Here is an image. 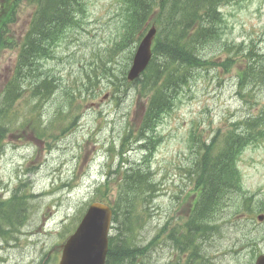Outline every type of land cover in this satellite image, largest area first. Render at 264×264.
I'll return each instance as SVG.
<instances>
[{
	"label": "rangeland",
	"instance_id": "374dc122",
	"mask_svg": "<svg viewBox=\"0 0 264 264\" xmlns=\"http://www.w3.org/2000/svg\"><path fill=\"white\" fill-rule=\"evenodd\" d=\"M176 2L167 0V6ZM83 4L77 26L33 68L10 123L1 122L8 130L0 138V201L15 193L24 198L15 224L0 223V231H9L0 233V264H58L59 246L88 204L103 198L116 203L120 179L125 186L127 175L141 180L148 169L156 184L149 217L131 223L138 244H149L139 262L254 264L264 254V222L257 219L264 215V0H221L208 32L189 34L201 62L189 67L177 94L168 93L174 106L152 128L146 118L154 95L148 72L137 83L126 82L139 42L134 36L122 43L133 4ZM34 10L28 1L21 4L11 29L15 39L28 30ZM168 10L167 27L178 12ZM151 23L159 27V15ZM17 63L18 49L0 54V102ZM46 77L55 79L56 88L47 98L33 97L32 89ZM141 133L155 140L145 144L148 155L134 146ZM233 133L243 138L238 147L225 144ZM203 145L211 147V168L220 159L227 172L222 194L207 209L200 205L196 173L188 172L204 156ZM230 148L233 153L225 151ZM120 218L128 238L131 221ZM193 218L210 226L193 228L201 235L190 239H198L190 255V246L185 254L174 241L191 235Z\"/></svg>",
	"mask_w": 264,
	"mask_h": 264
},
{
	"label": "trees",
	"instance_id": "16d2710c",
	"mask_svg": "<svg viewBox=\"0 0 264 264\" xmlns=\"http://www.w3.org/2000/svg\"><path fill=\"white\" fill-rule=\"evenodd\" d=\"M23 0H0V53L3 48H13L20 45L18 63L15 68L14 78L8 82L4 96L0 102V138L8 130L7 125L1 122L11 117L10 112L15 103L21 98L24 84L33 77V68L43 59L51 55L68 29L76 27L79 21L77 14L83 11V0H29L36 5L31 25L17 42L9 37L11 25L17 19L18 6ZM220 0H177L173 7L167 6V0H129L133 4L134 12L131 15L127 32H125L122 43H131L134 36L138 40L146 34L149 25H151L154 15H159L158 36L154 45V60L147 69L149 75V88L154 92L151 97L146 118L149 127L152 128L160 118V115L166 112L171 106H174L175 99H169L170 92L178 93V89L186 83V77L189 67L197 64L196 60L190 61L192 46L188 40L189 34L198 30L202 35L206 34L218 16V5ZM1 5L7 9H2ZM168 8L177 9L178 12L171 18L172 12ZM134 41V40H133ZM164 57V65H159L157 58ZM145 72V73H146ZM36 75V77H38ZM144 76V77H145ZM37 79V78H36ZM38 81V80H37ZM33 83V82H31ZM56 88L55 79L46 77L32 89V96L38 98H47ZM141 138L145 144L154 143L155 140L148 137V134L141 133ZM243 138L235 133L231 134L225 144H242ZM213 144H215L213 142ZM211 147H204V156L196 164L194 172L197 177L196 188L200 191V205L204 208H210L214 199L223 192V185L227 172L225 164L220 159L210 165ZM233 153L234 149L225 150ZM225 155L221 151L220 156ZM138 175L131 174L126 176V185L124 191H133L136 195L129 201L124 192H121L114 206V234L110 237L109 251L105 264H144L139 259L144 256L145 248L139 246L137 237L132 233L133 220L140 221L148 214V209L140 212H134L136 203L140 195L138 194L144 188H150L151 183L147 180V173L137 180ZM146 193V190H145ZM21 205L20 199L16 206ZM14 204L0 201V223L11 224V215L17 210ZM125 215L127 220L131 221V232L126 236L120 231L124 227V222L120 215ZM132 223V224H131ZM1 225V224H0Z\"/></svg>",
	"mask_w": 264,
	"mask_h": 264
},
{
	"label": "water",
	"instance_id": "95a60500",
	"mask_svg": "<svg viewBox=\"0 0 264 264\" xmlns=\"http://www.w3.org/2000/svg\"><path fill=\"white\" fill-rule=\"evenodd\" d=\"M155 33L152 28L141 42L128 76L130 81L137 79L151 60ZM111 222L112 215L106 206L97 203L90 206L76 232L62 246L60 264H105ZM256 264H264V256L259 257Z\"/></svg>",
	"mask_w": 264,
	"mask_h": 264
},
{
	"label": "bare ground",
	"instance_id": "6f19581e",
	"mask_svg": "<svg viewBox=\"0 0 264 264\" xmlns=\"http://www.w3.org/2000/svg\"><path fill=\"white\" fill-rule=\"evenodd\" d=\"M191 68H192V67H191ZM145 72H146V71H145ZM145 72H144V73H145ZM141 78H142V76H141L140 78H138V81H141Z\"/></svg>",
	"mask_w": 264,
	"mask_h": 264
}]
</instances>
